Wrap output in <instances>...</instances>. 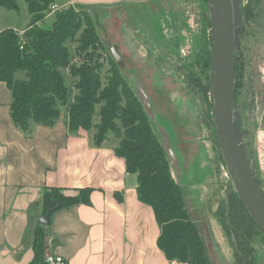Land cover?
Wrapping results in <instances>:
<instances>
[{"label":"trees","instance_id":"trees-1","mask_svg":"<svg viewBox=\"0 0 264 264\" xmlns=\"http://www.w3.org/2000/svg\"><path fill=\"white\" fill-rule=\"evenodd\" d=\"M25 1L31 14L25 31L20 34L13 28H6L0 32V83H6L13 92L11 111L16 127L27 133L31 122L54 126L65 107L70 133L77 135L80 130H94V142L98 147L113 133L119 140L116 155L125 160L127 172L137 176L139 200L155 212L161 229L158 246L167 259L188 264H214L199 226L191 218L185 191L174 174L157 124L149 117L136 87L122 67L112 54L110 58L107 55L92 15L83 6L72 5L56 10L54 23L46 27L43 23L57 0ZM202 5L207 44L201 48L199 59L186 64V70L191 74L188 76L189 81L194 82V89L204 97H211L212 25L208 0H202ZM253 5V1L244 0V22ZM3 10L20 13L21 8L18 0H0V12ZM68 41L75 43L73 55L66 45ZM101 52L106 54L109 63L105 74V61L95 63ZM236 69V107L241 110L238 106L242 76L240 56ZM64 70L72 80L71 89L66 84ZM19 72L25 73L24 79L16 77ZM210 109L212 115L213 101ZM252 142L253 138L251 146L254 147L255 138ZM246 146L264 189L256 151L251 150L249 144ZM92 192L91 188H83L75 195H66L59 188L50 189L43 196L44 213L52 207L56 212L78 204L90 205ZM232 192L230 209L222 207L215 213V218L241 264L240 251H244L246 258H253L251 239L256 233L264 237V233L249 215L235 189ZM44 239L45 228L39 225L33 241L36 263L45 264Z\"/></svg>","mask_w":264,"mask_h":264},{"label":"crops","instance_id":"crops-1","mask_svg":"<svg viewBox=\"0 0 264 264\" xmlns=\"http://www.w3.org/2000/svg\"><path fill=\"white\" fill-rule=\"evenodd\" d=\"M61 1L58 8L77 4L96 18L106 9L152 0ZM9 28L20 34L26 29ZM12 102V90L0 83V264H42L35 262L33 241L45 215L43 196L53 188L66 195L83 188L93 192L90 205L57 210L50 225L43 226L44 257L60 256L67 264H169L158 246L161 229L155 212L139 200L137 176L127 172L125 160L115 153L119 140L107 139L98 147L92 131L70 133L67 113L51 127L31 122L30 132L24 133L13 121ZM257 156L264 182V130L257 134ZM200 209L208 240L201 235L211 256L209 245L218 242L212 232L222 233L211 224L208 234L211 218ZM228 256L234 261L232 251ZM258 262L264 264V257L259 255Z\"/></svg>","mask_w":264,"mask_h":264},{"label":"rangeland","instance_id":"rangeland-1","mask_svg":"<svg viewBox=\"0 0 264 264\" xmlns=\"http://www.w3.org/2000/svg\"><path fill=\"white\" fill-rule=\"evenodd\" d=\"M251 1L254 2V8L244 22L246 34L240 45L242 76L238 106L241 110H238L244 116V141L251 150L254 148L257 156V134L264 130V0ZM18 3L20 13L8 10L0 12V30L9 27L22 30L29 25L31 14L28 5L25 0H18ZM202 6V0L130 3L106 9L93 21L109 58L111 48L118 45L119 54L124 60V66H119L136 88L140 85L148 94L158 123L170 135L181 160L184 175L181 179L178 177V180L185 191L191 218L198 222L203 237L208 240L205 234L206 220L200 209L205 208L211 218L208 234L212 230L211 224L222 233L219 236L217 231L216 234L212 232V238L218 242H213L216 247L209 245L211 260L214 264H240L236 260L235 249L230 246L215 218V213L222 207L230 209L234 186L217 146L214 115L213 111L211 115L210 109L212 94L211 97H204L200 91H196L194 82L189 81L191 74L186 70V64L194 63L195 58L199 59L201 48L207 44ZM69 7L63 6L57 10ZM54 21L55 16H51L43 25L52 26ZM66 45L73 55L75 43L68 41ZM103 61L105 74L109 69L107 57ZM63 74L71 89L73 85L68 72L64 70ZM16 77L24 79L25 73L19 72ZM61 112L65 115L66 108H62ZM92 133L95 131L92 130ZM251 138L252 143L255 138L254 147L251 146ZM108 139L110 143L118 141L113 133H110ZM255 158L260 172L258 156ZM251 243L253 258H246L241 250V264H257L258 256L264 257L262 234L256 233ZM231 251L234 261L228 256Z\"/></svg>","mask_w":264,"mask_h":264},{"label":"water","instance_id":"water-1","mask_svg":"<svg viewBox=\"0 0 264 264\" xmlns=\"http://www.w3.org/2000/svg\"><path fill=\"white\" fill-rule=\"evenodd\" d=\"M208 11L212 25L210 83L217 146L236 193L249 215L264 233V189L248 157L244 141L243 116L236 107L238 82L236 67L241 39L246 34L244 0H208ZM111 53L116 62L124 66V60L117 46L111 48ZM105 58L106 55L98 54L95 63ZM136 89L149 117L157 124L166 152L177 176L181 179L183 176L181 162L170 135L158 123L148 94L140 85ZM54 210L55 208H50L40 219L42 226L50 225Z\"/></svg>","mask_w":264,"mask_h":264},{"label":"built area","instance_id":"built-area-1","mask_svg":"<svg viewBox=\"0 0 264 264\" xmlns=\"http://www.w3.org/2000/svg\"><path fill=\"white\" fill-rule=\"evenodd\" d=\"M58 9L56 5L51 6V10L55 12ZM45 264H67L64 259L60 256H55L52 254H47L45 256ZM169 264H179L177 261H171Z\"/></svg>","mask_w":264,"mask_h":264},{"label":"bare ground","instance_id":"bare-ground-1","mask_svg":"<svg viewBox=\"0 0 264 264\" xmlns=\"http://www.w3.org/2000/svg\"><path fill=\"white\" fill-rule=\"evenodd\" d=\"M227 173V172H226ZM230 182V181H229Z\"/></svg>","mask_w":264,"mask_h":264}]
</instances>
